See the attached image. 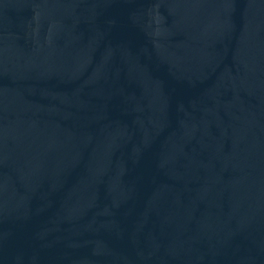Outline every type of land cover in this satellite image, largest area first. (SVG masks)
Instances as JSON below:
<instances>
[{"label": "water", "instance_id": "95a60500", "mask_svg": "<svg viewBox=\"0 0 264 264\" xmlns=\"http://www.w3.org/2000/svg\"><path fill=\"white\" fill-rule=\"evenodd\" d=\"M0 264H264V0H0Z\"/></svg>", "mask_w": 264, "mask_h": 264}]
</instances>
